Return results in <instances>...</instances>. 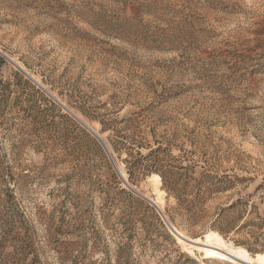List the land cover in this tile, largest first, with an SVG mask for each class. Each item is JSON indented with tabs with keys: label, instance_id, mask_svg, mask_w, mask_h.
<instances>
[{
	"label": "rangeland",
	"instance_id": "1",
	"mask_svg": "<svg viewBox=\"0 0 264 264\" xmlns=\"http://www.w3.org/2000/svg\"><path fill=\"white\" fill-rule=\"evenodd\" d=\"M211 233L264 255V0H0V264H240Z\"/></svg>",
	"mask_w": 264,
	"mask_h": 264
},
{
	"label": "bare ground",
	"instance_id": "2",
	"mask_svg": "<svg viewBox=\"0 0 264 264\" xmlns=\"http://www.w3.org/2000/svg\"><path fill=\"white\" fill-rule=\"evenodd\" d=\"M153 182L154 184L159 185L161 183V178L155 175L153 177ZM153 203L160 209V211H162V207L157 201H154ZM174 232L177 235H181L178 231L174 230ZM191 245L193 248L201 252L207 250L221 251L227 257L231 259L235 258L236 260L240 261V264H264V255H258L256 258H252L246 250L227 244L218 233H211L207 235L206 239L202 241L201 245H197L196 242H192Z\"/></svg>",
	"mask_w": 264,
	"mask_h": 264
},
{
	"label": "water",
	"instance_id": "3",
	"mask_svg": "<svg viewBox=\"0 0 264 264\" xmlns=\"http://www.w3.org/2000/svg\"><path fill=\"white\" fill-rule=\"evenodd\" d=\"M87 127V126H86ZM87 129L100 141V143L103 145V147L105 148V150L107 151V153H108V155H109V157L111 158V160H112V162H113V164H114V166H115V168L117 169V171L119 172V174L120 175H122L121 174V171L119 170V168H118V166H117V164H116V161H115V159H114V157H113V155L111 154V152H110V150L108 149V147H107V145L105 144V142L102 140V138L97 134V133H95L91 128H89V127H87ZM151 203H153L152 201H151ZM154 204V203H153ZM155 205V204H154ZM157 207V206H156ZM158 208V207H157ZM159 209V208H158ZM161 212V211H160ZM162 213V212H161ZM165 217V216H164ZM173 232V231H172ZM174 233V232H173ZM175 234V233H174ZM177 235V234H176ZM178 237H180L179 235H177Z\"/></svg>",
	"mask_w": 264,
	"mask_h": 264
},
{
	"label": "trees",
	"instance_id": "4",
	"mask_svg": "<svg viewBox=\"0 0 264 264\" xmlns=\"http://www.w3.org/2000/svg\"><path fill=\"white\" fill-rule=\"evenodd\" d=\"M213 227H215V225H213ZM248 251H250V249Z\"/></svg>",
	"mask_w": 264,
	"mask_h": 264
}]
</instances>
